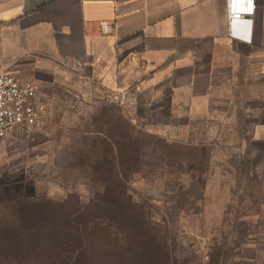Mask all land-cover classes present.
<instances>
[{"label":"crops","instance_id":"1","mask_svg":"<svg viewBox=\"0 0 264 264\" xmlns=\"http://www.w3.org/2000/svg\"><path fill=\"white\" fill-rule=\"evenodd\" d=\"M229 1L252 12L230 25L228 0H0V73L32 82L51 105L113 97L131 124L173 142L222 137L229 157L257 170L264 0Z\"/></svg>","mask_w":264,"mask_h":264},{"label":"rangeland","instance_id":"2","mask_svg":"<svg viewBox=\"0 0 264 264\" xmlns=\"http://www.w3.org/2000/svg\"><path fill=\"white\" fill-rule=\"evenodd\" d=\"M68 102L45 101L48 114L29 136L0 140L2 222L23 210L39 223V210H54L55 231L46 222L43 236L64 241L62 255L89 243L88 264H122L123 250L113 254L102 243L98 211L110 202L97 201L117 188L119 171L132 203L165 239L171 264H264V179L229 157L222 137L214 145L173 142L134 126L119 106L109 112V102Z\"/></svg>","mask_w":264,"mask_h":264},{"label":"trees","instance_id":"3","mask_svg":"<svg viewBox=\"0 0 264 264\" xmlns=\"http://www.w3.org/2000/svg\"><path fill=\"white\" fill-rule=\"evenodd\" d=\"M108 104L106 108L109 112L119 110L118 105ZM118 149L117 145L110 147V150H115L116 153V156L112 155L111 160L114 167L121 163V158L117 156ZM261 170L264 171V168L261 167ZM113 180L117 188L110 192L106 190L97 197V201L108 197L110 202L109 206H102L98 211L100 225L105 229L106 235L102 243L109 251L123 250V255L126 256L121 260L122 264H171L165 239L158 234L141 208L132 203L127 194L126 177L115 171ZM39 211L44 222L40 219L39 223L32 221V213L23 210L19 213V220L8 223L0 220V264H88L93 260L92 254H87L89 243L81 244L79 252L72 248L69 253L62 255L64 241L43 236L49 232L46 222L49 226L53 225L51 231H55L56 223L53 218L56 220L60 213L46 209ZM42 223L44 225L36 226ZM140 248L144 253L136 256L135 250ZM111 253L114 254L113 251Z\"/></svg>","mask_w":264,"mask_h":264},{"label":"built area","instance_id":"4","mask_svg":"<svg viewBox=\"0 0 264 264\" xmlns=\"http://www.w3.org/2000/svg\"><path fill=\"white\" fill-rule=\"evenodd\" d=\"M252 12L250 9H236L231 1L227 3L229 24ZM100 32L103 35L114 29L110 21H99ZM75 71L82 76L84 66L77 61ZM37 86L30 81L22 80L10 73H0V140L6 139L12 133L19 131L24 137L29 136L38 123L48 114L46 104L37 93ZM113 104L119 105L118 99L110 98ZM257 176H262L261 169L254 170Z\"/></svg>","mask_w":264,"mask_h":264}]
</instances>
